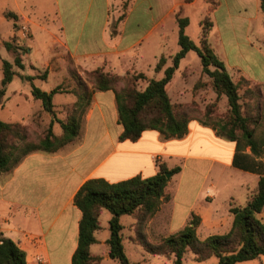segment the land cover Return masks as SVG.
<instances>
[{
  "label": "crops",
  "instance_id": "crops-1",
  "mask_svg": "<svg viewBox=\"0 0 264 264\" xmlns=\"http://www.w3.org/2000/svg\"><path fill=\"white\" fill-rule=\"evenodd\" d=\"M14 1L8 13L49 34V49L60 48L42 64L49 69L48 79L57 71L60 75V83L48 93L69 78L70 69L82 73L103 68L119 76L143 74L155 79L160 58L169 61L176 54L171 38L176 28L179 33L177 15L189 19V12L199 6L200 18L213 23L209 43L233 80V73H238L255 84H264V37L251 35L258 22L264 24L260 0H53L54 11L44 10L38 16L36 11L29 15ZM46 17L51 21L45 23ZM186 79L183 76L175 89L181 99L186 96ZM173 86L168 91L174 102ZM11 93L9 96L7 90L0 110L8 108V103L19 108L23 103L33 107L36 102L32 89ZM68 95L74 97V104L75 95ZM122 133L115 92L95 91L76 140L54 153L33 152L10 171L0 172V232L27 252L28 264H72L82 218L74 198L91 179L118 183L136 176L150 178L159 172L157 158L169 169L181 167L167 188L169 203H163L150 222L151 228L155 219L168 213V230L173 235L193 216L200 219L198 235L228 233L234 219L231 204L245 206L257 189L260 175L233 166L236 144L219 136L212 125L193 120L181 139L145 131L136 142L121 141ZM176 179L179 182L173 195L171 186ZM258 217L264 224V212ZM133 219L127 226H133ZM108 239L100 242L106 246L105 260H109Z\"/></svg>",
  "mask_w": 264,
  "mask_h": 264
},
{
  "label": "trees",
  "instance_id": "trees-1",
  "mask_svg": "<svg viewBox=\"0 0 264 264\" xmlns=\"http://www.w3.org/2000/svg\"><path fill=\"white\" fill-rule=\"evenodd\" d=\"M260 3L264 14V0H260ZM6 16L16 17L11 13H7ZM207 19L202 24L203 30L198 45L186 34L189 19L177 15L180 50L172 57L170 66L166 67L168 59L160 58L155 69L156 72L164 70V75L160 79L147 80L144 90L137 89L136 85L139 79H147L145 75L140 74L134 79H129V74L119 76L106 72L103 68L85 72L88 80L92 82V87L77 74L74 75L77 85L72 90H66L59 85L48 93L32 84L33 98L41 102L43 110L54 120L44 137L36 143L25 144L20 154L14 156L19 146L11 140L19 142L27 140L25 128L18 123H7L0 119V172L10 171L33 152L54 153L76 140L94 92L111 90L116 94L119 123L123 126L121 141L136 142L145 131H157L165 139H181L187 135L189 123L196 120L203 125L214 126L218 129L219 136L236 144L233 159L235 168L260 175L257 189L247 204L243 207L231 204L230 213L234 219L228 233L212 235L201 241L197 234L200 219L193 216L182 230L166 238L161 245L148 246L145 250L151 255H171L174 257V264H183L188 252L193 253L199 261L217 258L218 264H239L264 258V224L258 217L264 212V136L256 137L260 117L250 118L243 112L240 85L233 81L224 62L211 47L209 35L213 23ZM4 47L14 53L15 59L14 63L3 61L0 108L5 105L8 86L19 76L14 66L20 70L25 69L18 49L9 41L4 42ZM192 51L199 56L202 73L211 79L217 98L224 96L228 101L229 114L225 119L208 121L211 119L210 112H206L205 120L190 117L192 112L180 113L177 110L178 104L174 103L169 95V85L173 82L182 60ZM46 77L47 73L42 76L43 79ZM24 79L32 82L35 77L26 76ZM119 82H124L121 89L117 88ZM242 82L248 83L245 79L240 83ZM58 93H71L76 97L66 121L56 118L53 97ZM55 121L60 124L62 130L60 135L53 132ZM180 172L181 167L169 169L162 163L159 164V172L150 178L136 176L118 183L91 179L84 183L74 198V204L81 211L82 218L79 223L78 248L72 258V264H99L102 261L100 256L92 255L91 247L97 244L95 235L101 229L100 217L103 211L111 214L110 237L106 241L109 259L120 264H131L125 253L121 217L131 216L137 224L152 219L159 212L161 205L171 199L167 193L171 179L167 178V174L175 176ZM138 214L139 218L136 217ZM0 264H28L27 252L18 243L6 238L2 232Z\"/></svg>",
  "mask_w": 264,
  "mask_h": 264
},
{
  "label": "rangeland",
  "instance_id": "rangeland-1",
  "mask_svg": "<svg viewBox=\"0 0 264 264\" xmlns=\"http://www.w3.org/2000/svg\"><path fill=\"white\" fill-rule=\"evenodd\" d=\"M18 1L22 5L23 10L29 15L33 13V11H36L37 16L40 15L41 11L44 10H47L49 12L54 11L53 0ZM211 4V8H213V6L215 5L214 2H212ZM14 5V0H0V81L3 78V61L7 60L11 63H14L15 59L14 53L11 51H7V49L4 47V42L9 41L15 48L18 49V54L21 56L22 61L25 65L24 70H20L16 66H14V70L19 73V76L14 79L11 86H8L9 96L12 94L11 92L16 89H22L25 93L31 92L32 87L30 83H28L24 78L27 75L32 74H35V78L41 80V82L39 80L37 82H34V79L31 83L41 90L47 92L60 83V75L59 73H57V71V75H51L48 79L49 69H47L46 67L43 68L42 64L50 60V57L52 56V54L56 53V51L60 52V48L59 46H52V48L49 49V45L47 44L51 42V36L45 32H41L33 26H30L26 22L24 23L22 18L7 17L6 14L10 9L9 7ZM200 12L201 6L197 7L195 11L189 12L190 24L186 29V34L198 45L200 44L201 33L203 30L202 24L204 23L203 18H200ZM207 20L210 21V19ZM50 21L51 18L46 17L44 22L48 23ZM24 28L28 30V34L24 33ZM169 29L171 32V25L169 26ZM251 35L258 38H263L264 24L261 25V23L258 22L253 27ZM171 40L172 49H175L174 53H177L180 50V46L178 45V28L175 29V34L173 35ZM173 41H176L174 45ZM243 41L244 40L242 38L241 42ZM172 57L169 61L167 60L168 62L166 67L172 65ZM32 64H36L39 70H37ZM53 66H55L54 63ZM154 70L156 73L154 75L155 79L163 77L164 70H162L161 72H156V69ZM85 72L87 71H83L81 73L76 69H70L68 72L69 78L65 80L61 85L66 90H72L73 88H75L77 83L75 81L74 75L77 74L83 77L84 81L88 84L89 87H91L92 82L88 80ZM45 73H47V77L46 79H43L42 76ZM129 75L132 76H129V79H134L140 74ZM183 76L187 78V84L184 87L186 96L185 98L181 99L177 96L175 89L177 88L179 83H182ZM233 77L235 78V80L233 81L240 85L239 91L242 97L241 103L244 106L243 112L250 118H258V116L260 117V125L257 126L258 128L256 137L261 138L264 136V84H255L247 80L245 77L238 75V73H233ZM175 78H177V81H174ZM242 79L247 80L248 83H240ZM147 80H149V78H147L146 80L139 79L136 85L137 89L144 90V88L147 86ZM174 80L173 82H175V84L172 82V85L170 84L169 88L174 84L170 91L174 99V103L178 104L177 110L180 113L184 111L192 112L190 117L205 120L206 112H210L211 119H208V121L211 120V122L212 120L220 118L225 119L228 116L229 106L226 97L222 96L220 99L217 98V95L212 88L211 79L207 75L202 73L201 60L195 52H190L186 59L182 61L181 66L175 74ZM123 87L124 82H119L117 84L118 89H121ZM68 94L58 93V95L56 94V96L54 97L53 103L57 120H67L68 113L71 106L73 105L72 103L74 99L72 95ZM12 105V103L11 105L10 103H8V108L0 110V119L5 122L10 120L11 122L18 123L23 128H25L27 140L23 142L11 140V142H15V144L19 146L18 150L14 153V156H18L20 154L21 148L25 144L36 143L40 138L45 136L51 122L54 119L50 114L46 113L43 110L40 101H36L35 104H33V107H31L28 103H23L19 108ZM251 127H253V125H251ZM61 131L62 130L60 124L55 121L53 125L54 134L58 135L61 133ZM157 163L162 164L163 162L161 161V159L159 160V158H157ZM179 164L180 163H177L176 166H179ZM170 179L172 181L174 179V176H171ZM178 182V179H176V181L172 183L171 189L173 195L176 193ZM167 193L171 197L170 191H167ZM219 202L221 201H217L218 205L221 204H219ZM168 203L169 202H166V204ZM139 215L140 214H138V216L136 217L139 218ZM154 217L148 220L146 223L141 224H137L136 220L133 219L134 221L132 227L127 226L131 222V217H122L121 222L126 226V228L123 230L124 248L131 264H174V257L171 255H151L145 250L148 246L161 245L166 238H169L173 235L168 230V213L162 216L160 215V217L155 219L154 226L152 225V227L150 228V222L154 219ZM110 218L111 214L108 211H104L101 216V230L97 234V239L99 240V242L92 247V253L95 255H99L102 258V261L99 264H120L119 262L111 259H103L106 251V246H101L100 242L102 240L108 239L110 236ZM198 236L201 241H204L210 235L206 233H200ZM183 264H218V259L211 258L206 261H199L193 253L188 252L185 255ZM239 264H264V258L257 261H249Z\"/></svg>",
  "mask_w": 264,
  "mask_h": 264
},
{
  "label": "water",
  "instance_id": "water-1",
  "mask_svg": "<svg viewBox=\"0 0 264 264\" xmlns=\"http://www.w3.org/2000/svg\"><path fill=\"white\" fill-rule=\"evenodd\" d=\"M171 176H172V174H170V173L167 174V178H168V179H170Z\"/></svg>",
  "mask_w": 264,
  "mask_h": 264
},
{
  "label": "built area",
  "instance_id": "built-area-1",
  "mask_svg": "<svg viewBox=\"0 0 264 264\" xmlns=\"http://www.w3.org/2000/svg\"><path fill=\"white\" fill-rule=\"evenodd\" d=\"M24 33L28 34V30L26 28H24Z\"/></svg>",
  "mask_w": 264,
  "mask_h": 264
}]
</instances>
